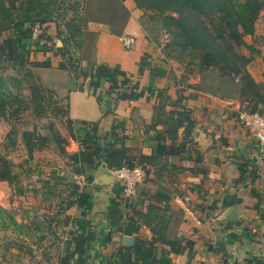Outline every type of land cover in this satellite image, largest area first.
<instances>
[{
  "label": "crops",
  "instance_id": "crops-1",
  "mask_svg": "<svg viewBox=\"0 0 264 264\" xmlns=\"http://www.w3.org/2000/svg\"><path fill=\"white\" fill-rule=\"evenodd\" d=\"M73 1L76 44L63 56L62 28L48 23L32 28L42 36L26 48L61 79L67 119L95 125L98 137L86 150L72 144L90 200L84 214L72 207L59 217V264H130L135 242L153 240L152 231L162 233L157 259L171 264H264V159L238 121V101L201 90V74L149 40L133 0ZM124 37L135 39L131 48ZM67 61L77 77L59 69ZM247 71L264 95L263 79ZM107 165L143 168L137 197L98 184Z\"/></svg>",
  "mask_w": 264,
  "mask_h": 264
},
{
  "label": "trees",
  "instance_id": "trees-1",
  "mask_svg": "<svg viewBox=\"0 0 264 264\" xmlns=\"http://www.w3.org/2000/svg\"><path fill=\"white\" fill-rule=\"evenodd\" d=\"M137 9L143 16L150 14L149 21L160 23V30L168 38V43L161 49L165 55L185 66H192L199 74L212 71L218 72V78L210 83L202 81L200 89L211 92L221 97L237 100L242 110L248 113H259L258 106L264 107V95L260 93L247 71V66L260 57L263 67L264 79V34H255V23L264 14V0H133ZM61 0H0V122L4 120L12 105L17 104L16 112L24 111L30 106L25 101L22 90L27 86L33 102V111L42 107L38 99V88L30 85L32 75L26 66L35 68H51L48 62L29 61V52L26 48L31 43L32 28L36 25L57 24L60 17H65ZM73 13L78 11V2H74ZM70 7V6H69ZM80 17H71L63 22L62 29H58V37L63 46L74 42L81 33ZM145 36L159 43L152 37L150 31L144 27ZM5 34V36H4ZM8 34V35H6ZM42 35H39L38 40ZM246 37L251 38L248 44ZM24 47V48H23ZM240 49L246 50L248 55L242 54ZM184 66V65H183ZM59 69L70 70L77 77L75 65L67 61V65ZM65 107V114H67ZM263 115V114H261ZM67 116V115H66ZM70 128L71 138L80 137L79 146L88 149L90 142L96 137V126L88 123H74L66 119ZM77 135L75 137V135ZM56 143L61 145L63 139L54 130L50 129ZM26 151L29 157L33 153L35 143H49L47 137L36 135L35 131L23 134ZM77 141V140H76ZM64 154L62 148L59 149ZM73 164L76 163L75 155H70ZM13 165L0 156V182H7L14 188L15 195H22L25 190L20 184L19 174L13 171ZM77 175L82 171L75 169ZM55 185V183H53ZM59 184V183H56ZM54 185L42 190V201L47 203L58 196ZM69 187V195L57 204V212L53 215L43 214L35 217L29 223H18L14 216L0 207V229L7 231L13 227L19 240L27 239L34 234H39L38 241H44L49 233H53L51 224L67 209L76 207L84 214L87 210L90 197L80 185L64 183ZM54 192V193H52ZM52 204H48V209ZM49 216V217H48ZM51 217V218H50ZM60 219V218H59ZM44 232V233H43ZM55 234V233H54ZM54 234H51L54 236ZM153 240H137L132 249L133 261L130 264H171L170 260L161 255L156 257V244L162 238V233L152 231ZM18 251L22 248L18 245ZM147 247L146 252L141 250ZM32 249L26 253L32 255Z\"/></svg>",
  "mask_w": 264,
  "mask_h": 264
},
{
  "label": "rangeland",
  "instance_id": "rangeland-1",
  "mask_svg": "<svg viewBox=\"0 0 264 264\" xmlns=\"http://www.w3.org/2000/svg\"><path fill=\"white\" fill-rule=\"evenodd\" d=\"M61 1L63 9L66 10V15L64 18L60 17L58 19L60 28H62L64 20L75 17L72 10L75 7V1ZM149 18V13L142 15L140 23H143L144 27L150 31L152 37H156L160 46L163 47L168 43V38L160 30L161 22L152 23ZM255 34H264V14L255 23ZM245 40L248 44L251 43L250 37H246ZM240 52L248 55V52L244 49H240ZM181 65H184L190 75L198 73L196 70H192L193 67L190 65ZM26 69L32 75V79L29 80L30 85L38 88L37 97L40 99L42 107L38 108L37 111H33L32 101L34 100L30 97L28 87L24 86L22 94L30 107L24 111L19 110V112H16L18 105L14 104L6 118L0 122V156L13 165V171L19 174L20 184L25 190L22 195L17 196L14 188L10 187L7 182H0V207L11 213L18 223H29L35 217H42L43 214L53 215L55 220L56 216L54 214L57 212V204H59L60 200L66 199L70 192L68 186L64 187V183L66 185V183L75 182V184L79 185L78 183L82 182L75 177L77 176L75 173L77 165L73 164V160L70 158V155H73L72 144L79 145L78 139L80 137L74 134L77 137L72 139V132L66 125V102L65 98L58 94L59 90L57 89V85L60 86L57 82H61V79L57 78V75L53 72L45 73L40 71V68L30 65L26 66ZM247 70L250 71L255 79L261 81L263 79L261 58L256 57L247 66ZM217 73L212 71L204 73L202 75L203 81L205 83H214V80L218 78L216 76L218 75ZM50 129L58 133L63 139L61 145L57 144L55 139L50 136ZM32 131H35L36 135L47 137L49 143H39L34 137L33 143H35V147L31 157H29L23 134ZM60 148L63 149L64 154H61ZM80 184L83 187L82 183ZM49 185H54L55 191H58V196H55L56 194L52 192L54 193V198L48 202V204H52L50 209L47 208L48 204L42 201V190ZM51 227L53 233H49L48 238L43 242L38 241L39 234L19 240L13 227L7 231L0 229V264H59L58 256L60 255L62 241V227L59 224V218L58 221L57 219L56 221L52 220ZM51 234H54V236ZM17 243L25 248L18 251ZM29 248L33 251L32 255L26 253V249Z\"/></svg>",
  "mask_w": 264,
  "mask_h": 264
},
{
  "label": "built area",
  "instance_id": "built-area-1",
  "mask_svg": "<svg viewBox=\"0 0 264 264\" xmlns=\"http://www.w3.org/2000/svg\"><path fill=\"white\" fill-rule=\"evenodd\" d=\"M39 35L38 29H33L31 41L37 42ZM121 41L123 46L129 49L133 46L135 39L133 37H124ZM238 121L249 136L256 142L259 154L264 158V115L248 113L242 110L238 113ZM110 173L119 184L124 198L133 199L137 197L138 185L143 181L145 176L143 168L125 165L111 169ZM262 195L264 200V186Z\"/></svg>",
  "mask_w": 264,
  "mask_h": 264
},
{
  "label": "water",
  "instance_id": "water-1",
  "mask_svg": "<svg viewBox=\"0 0 264 264\" xmlns=\"http://www.w3.org/2000/svg\"><path fill=\"white\" fill-rule=\"evenodd\" d=\"M111 166H102L100 170L98 171L99 174V185H108V184H114L117 183L116 179L111 175Z\"/></svg>",
  "mask_w": 264,
  "mask_h": 264
}]
</instances>
